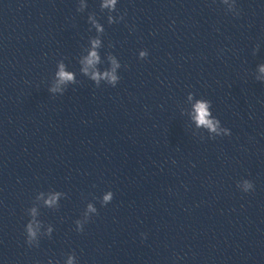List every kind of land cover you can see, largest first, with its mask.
Here are the masks:
<instances>
[{
  "label": "water",
  "instance_id": "95a60500",
  "mask_svg": "<svg viewBox=\"0 0 264 264\" xmlns=\"http://www.w3.org/2000/svg\"><path fill=\"white\" fill-rule=\"evenodd\" d=\"M78 7L0 0V264H264V0H237L238 17L220 0H120L113 25L98 0ZM88 14L105 25L100 70L122 64L115 88L81 72ZM60 63L75 74L63 95L49 91ZM190 94L230 136L194 126ZM50 191L58 208L36 199ZM33 206L55 231L29 248Z\"/></svg>",
  "mask_w": 264,
  "mask_h": 264
},
{
  "label": "clouds",
  "instance_id": "9594fccd",
  "mask_svg": "<svg viewBox=\"0 0 264 264\" xmlns=\"http://www.w3.org/2000/svg\"><path fill=\"white\" fill-rule=\"evenodd\" d=\"M98 4L100 12L106 14L108 25L118 24L124 21L126 13L121 14L118 11L120 0H98ZM220 4L225 7L227 13L232 14L234 17L240 15V11L237 7V0H220ZM78 5V11L85 13L88 9V0H78ZM87 23L90 25L89 31L94 30L95 35L89 38L87 51L80 58L81 72L97 86L104 84L115 88L121 80L120 70L122 64L116 55L110 54L107 57L108 67L103 71L100 70L99 66L102 64L101 49L104 46L102 37L105 33V25L96 14H88ZM258 50L259 49H254V52ZM148 55V51L142 49L138 53V58L140 60H145ZM255 79L260 83H264V64H259L257 66ZM74 83L75 74L69 73L66 70V66L63 63H60L57 65V71L54 76V85L49 91L53 94L63 95L64 89L68 85ZM188 99L191 102V108L188 115L197 129L207 133L210 138L227 137L231 135V130L222 126L221 121L213 115L212 104L210 101L206 99H197L191 94L188 96ZM236 187L244 194L255 191V185L249 179H242L237 183ZM113 197V192L110 190L107 191L99 201L100 206L106 207L111 204ZM61 198L62 194L56 191H50L48 193L41 192L36 197L37 201L42 202L43 206L49 209L58 208ZM96 215H98L97 207L89 203L83 213V218L74 221V230L78 233H83L85 226ZM28 217V222L24 226L25 243L29 248L39 247L41 239L45 237L51 239L55 229L51 225L45 226L39 220V210L35 206L28 210ZM48 264H59V262L49 259ZM63 264H79L76 254H68L64 259Z\"/></svg>",
  "mask_w": 264,
  "mask_h": 264
}]
</instances>
